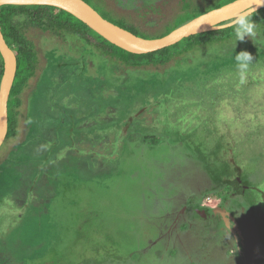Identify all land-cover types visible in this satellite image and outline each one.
I'll list each match as a JSON object with an SVG mask.
<instances>
[{"label":"rangeland","instance_id":"obj_1","mask_svg":"<svg viewBox=\"0 0 264 264\" xmlns=\"http://www.w3.org/2000/svg\"><path fill=\"white\" fill-rule=\"evenodd\" d=\"M88 1L160 38L181 15L220 0ZM17 22L32 70L14 109L16 133L0 148V264H196L171 233L197 191L180 179L204 173L184 156L196 154L188 142L224 159L239 149L264 213V20L243 41L209 37L138 66L67 30ZM245 51L253 60L241 77L235 55ZM178 134L186 138L177 144ZM212 200L206 195L205 208L216 209ZM228 256L264 264L238 260L234 249Z\"/></svg>","mask_w":264,"mask_h":264},{"label":"flooded vegetation","instance_id":"obj_2","mask_svg":"<svg viewBox=\"0 0 264 264\" xmlns=\"http://www.w3.org/2000/svg\"><path fill=\"white\" fill-rule=\"evenodd\" d=\"M89 5L99 12L90 2ZM59 12L51 13L57 15ZM19 18L38 28L64 29L70 26L46 20L34 21L26 16L17 17L16 20ZM17 24L20 27L18 22ZM249 130L254 132L255 129ZM177 136V144L186 138L180 134ZM220 136L221 139L224 137ZM239 142L240 139L237 140L235 147ZM188 144V148L196 154L185 153L184 156L198 160L203 166L205 177L203 179L202 175H198L196 179L191 175L192 179L190 176L180 179L182 183L185 181L197 184V191L185 197L171 229L173 236L175 234L174 240L179 245L178 251L187 254L191 262L196 264H231L229 249L235 250V257L238 260H242L247 254L250 262L264 261V213L256 207L258 201L252 191L254 187L250 185L251 174L240 166L242 164L239 163V158L243 157L240 150L236 148L238 151L236 157L239 158L231 156L224 159L217 157L215 153H206L202 145L200 147L191 146L190 142ZM219 147L222 151L221 145ZM206 195H212L215 202H219L216 209L205 208L202 202ZM206 205L210 206V202ZM224 210L227 212L226 215L223 213Z\"/></svg>","mask_w":264,"mask_h":264},{"label":"water","instance_id":"obj_3","mask_svg":"<svg viewBox=\"0 0 264 264\" xmlns=\"http://www.w3.org/2000/svg\"><path fill=\"white\" fill-rule=\"evenodd\" d=\"M3 6H50L66 11L86 24L110 43L134 54H149L172 47L194 35L218 31L233 26L242 14H250L264 8V0H236L220 8L208 11L161 38L146 39L123 29L105 19L84 0H0ZM0 54L4 64L0 82V148L9 132L8 104L16 79L18 62L0 29Z\"/></svg>","mask_w":264,"mask_h":264},{"label":"trees","instance_id":"obj_4","mask_svg":"<svg viewBox=\"0 0 264 264\" xmlns=\"http://www.w3.org/2000/svg\"><path fill=\"white\" fill-rule=\"evenodd\" d=\"M84 1L89 4L88 0H84ZM234 1L236 0H220L217 6L211 8L208 11H211L216 8H220ZM55 11H60V12L57 15H53L51 12H55ZM202 14L204 13L200 12V13H196L192 15L191 14L181 15L178 18V20L174 22L172 26L168 27L165 30L164 34L161 37L168 35L173 30L179 28L180 26L184 25L185 23L191 21L192 19ZM22 16H26L30 20H34V21L46 20V21H53V22H59V23H66L67 25L69 24L72 27L69 26L68 28H64L61 30H67L68 32L74 33L76 36L81 38L83 41H85L90 46H93L96 49L102 52H105L107 54H111L117 59L127 61L132 66L143 65L146 63L154 64L157 62L165 63L166 61H169L170 57H173L177 53L182 52L187 46H189L192 43L202 41L203 39H206L209 37L220 36L221 38H226L228 36H231L235 31L234 27L232 26V27L218 30V31H211V32L191 36L189 38L182 40L180 43L172 47H169V48H166L161 51L154 52V53L134 54V53H130L110 43L109 41L104 39L102 36L97 34L95 31L90 29L82 21H80L79 19L71 15L70 13L60 10L58 8L50 7V6H3L0 8V29L8 45L11 48H13L14 45L20 44L19 45L20 47L14 50L17 56L18 70H17L16 79H15V82H14V85L11 91L9 104H8L9 132H8L7 139L12 137L16 133V129H15L16 128V118H15L14 109L16 106L19 105V102H20L19 97L23 91L24 85L27 80V76L29 72L32 70V65L30 63L31 58H32V53L30 51V48L27 46V44L21 40V37L19 35V26L16 20L17 17H22ZM250 19L253 22H259V21L264 20V8L250 15ZM112 23L116 24L117 26L123 29H126L132 32L133 34L137 36H140L146 39H153V38L147 37L139 33L133 28L127 27L123 23H115V22H112ZM3 71H4V64H3V60L0 54V82L3 76ZM225 71H231V70H225ZM206 76L208 77L209 75H206Z\"/></svg>","mask_w":264,"mask_h":264},{"label":"clouds","instance_id":"obj_5","mask_svg":"<svg viewBox=\"0 0 264 264\" xmlns=\"http://www.w3.org/2000/svg\"><path fill=\"white\" fill-rule=\"evenodd\" d=\"M233 27L235 29L234 35L236 41H243L246 37H251L255 35L254 28L255 24L250 19V14H242L238 16L233 21ZM235 59L237 61V68L240 72L241 77H243L244 73L247 71L249 64L252 62L253 57L248 52H240L235 55Z\"/></svg>","mask_w":264,"mask_h":264}]
</instances>
